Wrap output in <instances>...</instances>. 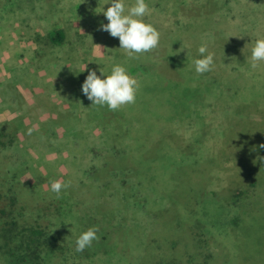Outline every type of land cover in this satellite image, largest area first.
<instances>
[{
    "label": "rangeland",
    "instance_id": "374dc122",
    "mask_svg": "<svg viewBox=\"0 0 264 264\" xmlns=\"http://www.w3.org/2000/svg\"><path fill=\"white\" fill-rule=\"evenodd\" d=\"M105 2L0 0V191L21 196L25 225L59 235L65 264H264V62L248 60L264 0H146L159 43L136 59L100 29ZM201 43L214 63L197 74ZM161 55L170 73L157 74ZM112 62L139 84L118 110L81 91Z\"/></svg>",
    "mask_w": 264,
    "mask_h": 264
},
{
    "label": "clouds",
    "instance_id": "9594fccd",
    "mask_svg": "<svg viewBox=\"0 0 264 264\" xmlns=\"http://www.w3.org/2000/svg\"><path fill=\"white\" fill-rule=\"evenodd\" d=\"M109 6L96 13H103L107 23H101L100 29L107 31L112 37H117L119 49H123L130 59H136V54L147 52L158 46L159 31L153 24L145 22L142 18L150 12L146 0H134L131 5L125 4V0H106ZM104 3V4H105ZM198 58L192 63L197 74L207 72L213 66V53L208 51L207 45L201 43L197 47ZM249 67L256 69L260 62H264V37L257 38L250 50L248 57ZM100 75L96 70L89 69L81 84L82 93L91 101V105H98L109 110H118L125 104L135 101L139 87L136 78L129 74L125 64L112 62L109 73L99 68ZM103 77V78H102ZM32 129H27L30 134ZM260 147H264L261 144ZM50 191L57 197L62 189L69 187V182L61 180L49 181ZM98 228L93 225L80 232L75 239V251L81 252L92 246L98 239Z\"/></svg>",
    "mask_w": 264,
    "mask_h": 264
},
{
    "label": "trees",
    "instance_id": "16d2710c",
    "mask_svg": "<svg viewBox=\"0 0 264 264\" xmlns=\"http://www.w3.org/2000/svg\"><path fill=\"white\" fill-rule=\"evenodd\" d=\"M47 40L52 46H60L65 41V32L62 29L54 30L49 33ZM172 60L173 57L169 55L158 57L154 62V64L159 63L156 68L157 74H165L164 71L170 73V70L175 66L169 67L167 64L163 67L162 65L164 61L171 62ZM126 62L131 65L130 69L133 68L132 60L128 59ZM183 67L178 69L179 73L188 71L186 66ZM145 83L146 87H143L145 90L143 93L145 98H150L157 90L154 91L155 88L148 83V78ZM140 94L141 91L137 95ZM1 136L5 135L0 132ZM0 143H2L1 140ZM16 194L17 192L14 193L11 188L0 191V263L65 264L59 259V254H62L64 249L60 244L59 235L41 223L28 226L19 219L20 209L18 206L21 204V196ZM22 208L24 210L26 206H22Z\"/></svg>",
    "mask_w": 264,
    "mask_h": 264
}]
</instances>
